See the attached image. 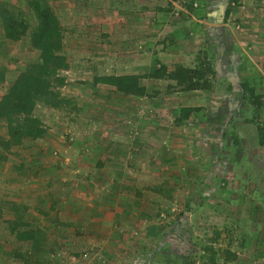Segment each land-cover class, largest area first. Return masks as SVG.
<instances>
[{
    "label": "rangeland",
    "instance_id": "374dc122",
    "mask_svg": "<svg viewBox=\"0 0 264 264\" xmlns=\"http://www.w3.org/2000/svg\"><path fill=\"white\" fill-rule=\"evenodd\" d=\"M37 5L58 22L65 63L43 76ZM0 16V105L24 75L38 89L29 116L0 114V264H264V0H0ZM186 17L212 30L204 50L182 42L174 56L169 30ZM179 67L210 88L179 84ZM26 117L42 132L13 136ZM114 127L123 166H149L124 177L128 231L102 224L106 212L90 223L57 211L67 182L82 208L94 202L90 172H61L86 167L83 138Z\"/></svg>",
    "mask_w": 264,
    "mask_h": 264
},
{
    "label": "crops",
    "instance_id": "0c3cea01",
    "mask_svg": "<svg viewBox=\"0 0 264 264\" xmlns=\"http://www.w3.org/2000/svg\"><path fill=\"white\" fill-rule=\"evenodd\" d=\"M175 20L180 21V19L177 18H175ZM195 21L197 23L191 26V23H194ZM177 24L179 23H176L174 25V28L169 30L171 34L175 35V41H178L176 44H171V46L168 48V51H170L174 56L180 50L178 47L182 42H187L189 46L188 49H185L183 51L184 54L192 55L193 53L200 52L201 50H204L206 48L205 40L207 38V31H210L211 29L207 27V25H209L207 17L203 20H198L194 17V21L190 20V17H186L182 19V22L180 23L181 26H177ZM215 31L216 29H213V32ZM180 34H182V36H180ZM181 37L186 39L182 41L180 40ZM122 106L123 105H120L118 107L119 111L123 109ZM118 125L120 126V123ZM104 128L108 129L107 126H104ZM110 130L113 132V136L111 138L101 137L100 139L97 138L96 141L95 138L97 136L95 137L94 134H91V136H85L83 138L86 139V143L88 144V146H90V144L92 145L90 152L88 154L83 153V156L80 158L86 159V163H88L86 167L80 166L81 162L76 165L73 160L70 161L72 166L64 168V171L61 172V179L63 180V182L68 181V179L63 178V174L66 171L77 173L82 171L86 174L90 172L91 175H88L90 178L87 181L90 182V179L92 178L93 181L99 185L93 184L91 179L92 183H89L90 186H92L93 188H98L100 189V191L97 194L93 192L89 193L88 191L90 188L87 187L89 185L87 184L86 186L85 184V196L87 199L89 195H91V199L94 202L89 199L90 203L87 202V206L82 208L81 205H84V203H82V200L77 198L76 196H79V194H82V192L79 189L76 190V184L67 182L64 186H62V190L69 191L70 195L62 196L61 201L59 202V205L57 207V211L63 209L65 214L67 216H70L68 220L72 222L75 220L74 216H77L75 211L78 208L79 210L84 211L83 216H85V218H89L90 223L97 222V213H100L101 216L102 213L106 212L107 215L105 216L104 220L101 221L102 224L111 227V229H113V227L116 228L117 226L120 227L119 225L121 224V227H124V229L128 231L134 225L132 224L131 220H127L125 215H128L130 213V217H132L131 209L134 208L136 204L135 200H131L126 194L127 191H125L124 189L126 179L124 177L127 176L128 172H131L130 170H132L133 174L140 175L143 171H146L149 166H139L136 167V169H128L126 166H123L125 163V157L122 156L124 155V153L121 148H124V145L122 144L123 140L119 135L120 128L114 127ZM135 184H140V182L135 179L134 186ZM77 205L80 206L77 207ZM69 210H72L73 214H71V212L68 213L67 211ZM60 215H62V212L60 213ZM81 216L78 218H81ZM110 216H113L114 218H109ZM121 216L125 217L124 222L118 219ZM86 222H88V220H86ZM142 224L145 225L147 223L145 221Z\"/></svg>",
    "mask_w": 264,
    "mask_h": 264
},
{
    "label": "trees",
    "instance_id": "16d2710c",
    "mask_svg": "<svg viewBox=\"0 0 264 264\" xmlns=\"http://www.w3.org/2000/svg\"><path fill=\"white\" fill-rule=\"evenodd\" d=\"M36 10L45 16V19L41 17V26L38 32L33 37V46L40 50L42 64L34 67L40 71L42 76L48 72L50 69V64L53 62L54 66L63 68L65 63L62 57L56 55V51L61 49V29L58 25L57 20L52 19V14L50 10L43 11L37 5ZM18 37H13V39H18ZM54 67V71L56 68ZM197 71L193 69H187L184 67H179L172 75V78L176 80L179 84H188V87L192 90H208L210 84L202 78H196L195 73ZM134 79H123L122 83L117 84L120 90L130 91L129 87L133 86ZM35 80L29 79L28 75H24L12 88L2 104L0 105V114L11 118L12 114H23L26 115L30 113V108L34 104L33 98L37 96L38 89L35 86ZM132 88V87H130ZM137 88V87H135ZM193 112L192 108L183 109V115L180 119H177V124H180L183 120H187L190 117V113ZM30 115V114H29ZM27 115V116H29ZM38 119L26 117L25 124L18 126V128L13 129L11 134L13 136H18L20 134L29 136H38L42 131L39 129ZM182 124V123H181ZM20 130V131H19Z\"/></svg>",
    "mask_w": 264,
    "mask_h": 264
}]
</instances>
